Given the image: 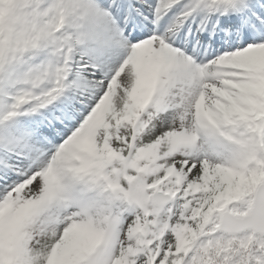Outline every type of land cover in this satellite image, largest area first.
I'll use <instances>...</instances> for the list:
<instances>
[{
    "label": "snow or ice",
    "instance_id": "1",
    "mask_svg": "<svg viewBox=\"0 0 264 264\" xmlns=\"http://www.w3.org/2000/svg\"><path fill=\"white\" fill-rule=\"evenodd\" d=\"M0 264H264V0H0Z\"/></svg>",
    "mask_w": 264,
    "mask_h": 264
}]
</instances>
